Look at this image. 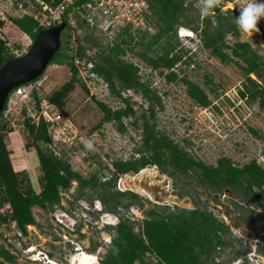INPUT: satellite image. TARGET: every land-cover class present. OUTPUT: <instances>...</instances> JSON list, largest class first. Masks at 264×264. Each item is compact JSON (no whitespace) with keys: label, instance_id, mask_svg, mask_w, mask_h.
Instances as JSON below:
<instances>
[{"label":"trees","instance_id":"trees-1","mask_svg":"<svg viewBox=\"0 0 264 264\" xmlns=\"http://www.w3.org/2000/svg\"><path fill=\"white\" fill-rule=\"evenodd\" d=\"M90 1L92 0H75L66 10V33H62L61 47L51 59L50 65H67L71 70V77L48 98L63 109L66 98L76 84H80L88 92L85 82L79 77V69L75 63L77 57H88L94 63L92 70L104 77L112 93L125 102L124 107L113 109L105 102L95 99L104 113L99 125L114 120L124 131L127 128L124 117L136 116L130 98L122 96L124 90L133 89L149 102L148 109L139 117L142 118V123L139 124L137 117L133 121L134 125L142 128L141 146L135 148L129 159H115L111 166L107 165L109 178L98 172L85 176L65 155H59L48 144L50 133L47 122L42 119L36 124L27 113V108L23 107L24 123L31 139L29 148L35 149L41 169L42 189L37 193L26 170L15 169L11 151L6 144V136L13 131L9 122L2 120L8 108V99L0 115V206L10 204V207L0 214V224L5 225L7 229L15 224L27 234L28 225L40 226L34 215V206L49 212L62 208L71 213L62 203V193L69 191L73 181H76L75 201L83 199L93 204L99 200L103 206L102 210L118 217L116 224L104 226L111 236V241L107 244L105 253L100 256L99 264H230L239 258L248 260L247 255L252 252L251 247L242 238L233 235L230 225L209 211L208 201L202 200L199 193V190L203 189L211 196L222 194L228 188L238 198H228L231 207L238 212L239 220L260 238L256 250L264 255V211H259L260 207L264 208V166L257 159L238 166L231 158L225 156L219 158L215 164H207L194 157L186 145L177 143L161 132L156 120V106L163 108L159 92L152 88L151 83L142 80L137 64L122 57L132 41L127 38L131 36V23L122 27L120 36L114 39L115 43L108 49H100L91 56L88 54V50L102 48L95 33L97 27L95 24L91 25L87 17H84L89 11L85 5ZM145 1L148 4V18L156 31L153 34L144 31L143 37L147 34L149 37L142 43L144 49L137 54L152 71H158L170 82L182 80L187 86L188 95L197 105H212V98L204 88L187 76L181 77L175 70L180 62L188 65L193 63L189 49L181 46L178 37L179 27H187L196 33L202 46L214 57L222 63H235L242 70L245 79L239 96L246 103L257 104L264 111V53L259 46L254 47L250 41L240 39L241 31L235 23L240 8L222 10L220 6H216L212 9L213 13L204 16L201 15V7L194 9L193 1ZM72 11L77 18L78 27L85 29L87 33L83 39L80 36L76 40L74 38L76 52L74 55H68L69 42L73 38L71 31L74 29L68 14ZM11 21L32 39L44 29L30 15L11 17ZM3 23L0 20V25ZM257 27L263 30L260 23ZM230 34L234 38L233 43L227 39ZM129 48L133 50L132 47ZM15 56L17 55L11 46L0 35V67ZM33 95L39 108L41 97L36 91ZM250 131L256 137H263L255 128H250ZM135 154L138 156L135 157ZM148 165H156L161 173L171 177L175 195L180 199L190 197L195 208L153 203L132 190L117 188L121 174H136ZM132 207L142 210L144 218L130 216L128 213ZM80 227L81 224L77 227L78 232ZM83 236L84 234H81V237ZM90 251L95 252L96 245H93ZM223 254L226 258L218 261L217 258ZM151 257H155L156 261L153 262ZM8 262L17 264V256L8 247L0 244V264Z\"/></svg>","mask_w":264,"mask_h":264},{"label":"rangeland","instance_id":"rangeland-1","mask_svg":"<svg viewBox=\"0 0 264 264\" xmlns=\"http://www.w3.org/2000/svg\"><path fill=\"white\" fill-rule=\"evenodd\" d=\"M188 1L194 2V9L203 6L201 0ZM130 2L131 5H121L112 11L88 7L89 11L86 15L92 18L91 25L95 24L94 26L97 27L98 30L95 33L102 45V48L88 50V54L91 56L100 49H108L112 46L115 43L114 39L120 36L124 24L130 22L129 34L131 36H127V38L132 41L126 47L127 51L122 57L137 64L142 80L151 83L152 88L159 92L163 104V108L159 105L156 106L159 130L169 135L177 143L186 145L194 157L207 164H215L219 158L225 156L231 158L238 166L244 165L252 159H257L264 166V111L257 104L250 105L239 96V90L245 79L242 70L235 63H222L202 46L196 33H193L192 38L186 37L181 34H187V30L190 29L179 27L180 44L189 49L193 63L188 65L185 62H180L175 70L181 77L187 76L198 83L212 98V105L209 107L197 105L188 95L187 86L182 80L168 81L158 71H152L150 66L138 56L137 52L144 49L142 43L149 37L148 34L143 37L144 31L153 34L156 29L150 23L147 15L149 12L147 2L145 0H130ZM247 2L248 0H221L218 6L222 10H227L234 7L241 8ZM260 2L264 3V0H260ZM210 13L213 11L211 10ZM21 15L22 13L15 9L10 0H0V20L4 22L3 25H0V35L8 42L17 56L24 54L33 41L11 21V17ZM103 16L106 18L105 21ZM73 20L75 24L71 31L73 38L76 40L80 36L83 39L87 33L86 30L78 27L75 16ZM108 20L113 21L119 28L107 29L110 24ZM258 23L263 26V30L259 29V32L253 33L241 32L240 39L250 41L254 47L259 46L261 52L264 53V17ZM64 32L66 33V30ZM227 39L230 43L234 42L231 34ZM129 47H132L133 50H130ZM67 53L70 55L69 51ZM88 60V57H85L84 60L79 58L78 65L81 66L84 61L87 64ZM87 75V72L82 69L80 76L84 81L81 80L85 82L88 92L80 84H76L61 109L65 116H69L72 130L67 131V134H62L59 130L54 137L55 141H52L50 137V145L55 148L56 153L65 155L83 175L88 176L98 172L109 178L110 173L106 166H111L115 159H129L135 148L141 146L142 128L134 125L133 121L135 117L139 118L148 109L149 102L133 89L124 90L122 96L130 98L136 116L124 117L123 120L127 127L124 131L114 120L99 125L104 113L96 104L95 99L105 102L113 109L124 107L125 102L121 97L114 95L110 87L106 90L104 83L108 84V82L104 77L100 76L93 80ZM70 77L71 70L67 65H48L45 72L36 80L42 87L41 96L49 99L48 97L68 82ZM24 100L22 99L23 102L20 101L19 104L8 105L7 114L2 120L9 122L10 127L13 128V131L6 136V144L11 151L15 169L19 171L25 169L35 191L39 193L42 189L39 159L35 149L29 148L31 139L24 123L25 116L22 114L23 107L28 110V107H32L34 103ZM138 122L141 124L142 118H139ZM250 128L259 130L263 137H256ZM87 142H91V148L86 147ZM137 156L138 154H135V157ZM145 168L153 169L157 178L150 180L149 177H145L147 174L139 175L142 170L136 174L132 172L121 174L117 181V188L132 190L157 204L178 205L189 209L195 207L190 197L180 199L175 195L172 178L161 173L156 165H148ZM125 184L127 186H124ZM227 189L222 194L217 193L211 196L203 189H200L199 193L202 200L208 201L209 211L230 225L233 235L242 238L251 247V250H254L253 247L260 242L256 241L259 238L239 220L238 212L231 207L228 201V198L236 200L238 198L232 190ZM76 191L77 182L74 181L70 190L62 193L64 206L71 210L69 216L62 213L64 210L60 208L55 212H49L39 206H34V215L40 226L30 224L28 233H23L20 238L16 233L15 224H12L8 229L5 225L0 224L2 233L0 244L5 245L16 254L17 264H50L46 260L33 261L31 259L30 250L36 247L47 253L49 258L54 259L52 261L54 264H71V257H78L82 252L96 255L99 262L100 256L106 251L109 240L111 241V236L104 226L116 224L118 217L113 213L101 210L103 206L99 201L97 202L98 207L83 199L75 201ZM69 201L73 203L70 204ZM8 207L9 204L0 206V214H3ZM260 209L264 211L263 206L259 208V211ZM128 214L140 219L144 218V213L137 207H132ZM97 215L99 216L96 217ZM73 223L74 226H72ZM80 224V232H78L77 227ZM80 233L84 236L81 237ZM262 234L264 235V233ZM245 243L243 242V244ZM93 245H96L95 252L90 251ZM225 255L227 256V253ZM225 255L218 257L217 260L225 259ZM260 255L264 257V255ZM256 256L251 255L252 259L249 258L252 260L251 262L264 264L263 258ZM151 260L156 261L155 257H151ZM7 264L12 263L8 262Z\"/></svg>","mask_w":264,"mask_h":264},{"label":"built area","instance_id":"built-area-1","mask_svg":"<svg viewBox=\"0 0 264 264\" xmlns=\"http://www.w3.org/2000/svg\"><path fill=\"white\" fill-rule=\"evenodd\" d=\"M10 1L14 5L15 9L22 13L21 16L30 15L38 22L39 26L48 28V27L57 25L61 23L62 21H64V16H65L67 8L75 0H10ZM126 4L131 5L130 0H92L88 2L85 6L87 8L89 7V8H93L96 10L103 9L107 11L110 9V11H112L113 9H115V7H119L121 5L126 6ZM77 9L79 8L77 7ZM73 12L74 11L69 12L68 18L71 23V26L74 27L75 24H74L73 17L75 15L73 14ZM84 17H87V16L84 15ZM87 20L90 22L92 18L87 17ZM76 46L77 45L74 41V38H72L69 42L70 55L75 54ZM79 58L84 60L85 57H77L75 59V63L79 69L80 78H81L80 72L82 71V69H84L88 74L87 76L93 80L96 79L97 77H100L98 73L92 70L94 67V64L91 60H88L89 62L87 64L84 61L83 64L79 66L78 65ZM81 79L83 80V78ZM104 84L106 85V90H108L107 88H109V85L107 83H104ZM35 91L38 93V95L41 96L42 88H41V85L38 84L37 82H32V83L24 84V85L17 87L16 90L11 94L8 105L10 106V104H19L20 101H22V99H25L26 101H32L34 103L33 106L28 107L29 116H31L33 118V122H36L37 124L42 119L45 120L48 124V131L50 133V137L52 138V141H55L54 137H56V133L59 132V130L62 132V134H67V131L72 130L71 129L72 122L70 121L69 116H65L59 107H57L55 104L50 102V100L45 97L41 98L40 106L38 108L36 105V99L34 98V95H33ZM5 114H7L6 111H5ZM48 144L49 145L51 144L50 140ZM9 207H10V204H9ZM16 233L19 238L22 237L23 235V232L19 230L18 228L16 230ZM248 255H249V258L252 259L251 255H258V254L252 251L248 253ZM258 256H261V255H258ZM41 257L45 258L46 260L49 259L46 253H43ZM261 257L264 260V257L263 256ZM251 261L252 260L248 261L243 258H239L233 261L231 264H254ZM257 264H260V262H257Z\"/></svg>","mask_w":264,"mask_h":264},{"label":"water","instance_id":"water-1","mask_svg":"<svg viewBox=\"0 0 264 264\" xmlns=\"http://www.w3.org/2000/svg\"><path fill=\"white\" fill-rule=\"evenodd\" d=\"M66 28L65 20L44 28L23 55L10 58L0 67V115L14 88L37 80L45 72L61 47L62 33Z\"/></svg>","mask_w":264,"mask_h":264},{"label":"clouds","instance_id":"clouds-1","mask_svg":"<svg viewBox=\"0 0 264 264\" xmlns=\"http://www.w3.org/2000/svg\"><path fill=\"white\" fill-rule=\"evenodd\" d=\"M201 3H202V7H201V9H200V11H201V15H204V16H207L209 13H210V11L213 9V8H215L216 6H218V5H220V3H221V0H201ZM262 17H264V3H262V2H260V0H248V2L246 3V5H243V6H241V8H240V14H239V16L236 18V20H235V23L237 24V26H238V29L241 31V32H243V33H253V32H259V28L257 27V25H258V22L260 21V19L262 18ZM111 22V21H110ZM126 25V23L124 24V26ZM123 26V27H124ZM115 28H119L117 25H115L114 24V22L112 21L110 24H109V26H108V28L107 29H109V30H112V29H115ZM65 31V30H64ZM180 34H181V31L179 32ZM193 31L192 30H190V31H188V33L186 34V37H189V38H192L193 37ZM181 35H185V34H181ZM23 55V54H22ZM57 65V64H56ZM32 82H36V80L35 81H32ZM32 82H29V83H32ZM25 84H28V83H25ZM22 85H24V84H22ZM21 86V85H20ZM19 87V86H18ZM17 88V87H16ZM16 88H14L15 90H16ZM42 88V87H41ZM13 89V90H14ZM12 90V91H13ZM14 90V91H15ZM11 91V92H12ZM13 91V92H14ZM12 92V93H13ZM12 93H10L9 94V97H8V99L10 98V96H11V94ZM41 98H42V96H40ZM8 99H7V101H8ZM8 103H9V101H8ZM27 113H28V110H27ZM36 123V122H35ZM37 124V123H36ZM86 147H88V148H91L92 147V145H91V142H87L86 143ZM74 182V181H73ZM99 200H96L95 202H94V204H95V207H98V205H97V202H98ZM100 202V201H99ZM63 203V202H62ZM101 203V202H100ZM57 209H59V208H57ZM60 209H62V208H60ZM62 210H64V211H62V213H64L65 215H67V216H69V212H67V210H65V209H62ZM102 210V209H101ZM100 210V211H101ZM56 211V210H55ZM54 211V212H55ZM30 225H28L27 227H29ZM72 226H74V223L72 224ZM71 230H74V229H71ZM29 231V230H28ZM114 235H115V233H114ZM257 242L258 241H260V238L259 239H257L256 240ZM109 242H110V240H109ZM256 242V243H257ZM253 249L254 250H252V251H254L256 254H257V250H256V246H254L253 247ZM31 252V259H33V261H41V260H46L45 258H42L41 256H42V254L43 253H45L42 249H39V248H32V250H30ZM47 254V253H46ZM48 255V254H47ZM258 255H260L259 253H258ZM73 257V256H72ZM71 257V258H72ZM255 257H257L256 255H255ZM48 258H49V255H48ZM247 258H248V261L250 260L249 259V255H247ZM54 259H52V258H49V259H47L46 261L48 262V263H50V264H53L52 263V261H53ZM70 262H71V259H70ZM232 263V262H231ZM230 263V264H231ZM98 264H99V262H98Z\"/></svg>","mask_w":264,"mask_h":264},{"label":"bare ground","instance_id":"bare-ground-1","mask_svg":"<svg viewBox=\"0 0 264 264\" xmlns=\"http://www.w3.org/2000/svg\"><path fill=\"white\" fill-rule=\"evenodd\" d=\"M187 31H190V30H187ZM141 174H147V176H145V175L144 176L149 177L150 180L157 178L156 172L153 171V169L143 168L139 175H141ZM124 186H127V185L125 184ZM227 190H229V189H227ZM97 262H98L97 256L94 254H89L88 252H86V253L82 252L80 255H78V257L74 256L73 258H71V264H97Z\"/></svg>","mask_w":264,"mask_h":264},{"label":"flooded vegetation","instance_id":"flooded-vegetation-1","mask_svg":"<svg viewBox=\"0 0 264 264\" xmlns=\"http://www.w3.org/2000/svg\"><path fill=\"white\" fill-rule=\"evenodd\" d=\"M195 208V207H194ZM264 233V232H263ZM264 236V235H263Z\"/></svg>","mask_w":264,"mask_h":264}]
</instances>
